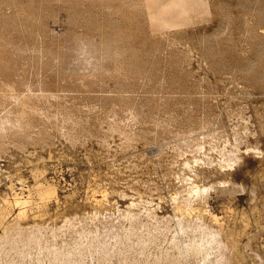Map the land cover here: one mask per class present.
Wrapping results in <instances>:
<instances>
[{"label":"rangeland","instance_id":"rangeland-1","mask_svg":"<svg viewBox=\"0 0 264 264\" xmlns=\"http://www.w3.org/2000/svg\"><path fill=\"white\" fill-rule=\"evenodd\" d=\"M168 1L0 0V264H264V0Z\"/></svg>","mask_w":264,"mask_h":264},{"label":"bare ground","instance_id":"bare-ground-1","mask_svg":"<svg viewBox=\"0 0 264 264\" xmlns=\"http://www.w3.org/2000/svg\"><path fill=\"white\" fill-rule=\"evenodd\" d=\"M169 1L171 2L172 0H169ZM169 1H168V2H169ZM173 1H174V0H173ZM173 1H172V2H173ZM183 1H184V0H176V1H174V3H176V5H177V4H180V3L183 2ZM187 1H188V0H187ZM187 1H186V2H187ZM184 3H185V1H184ZM184 3H183V5H184ZM163 5H165V4H163ZM167 5H169V3H167ZM170 5H171V3H170ZM176 5H175V6H176ZM183 5H182V6H183ZM172 6H174V5H172ZM175 6H174V7H175ZM184 6H185V5H184ZM160 7H161V6H160ZM165 7H166V6H165ZM174 7H173V8H174ZM176 7H178V6H176ZM167 8H168V7H167ZM171 8H172V7H171ZM180 8H181V7H180ZM183 9H185V8H183ZM183 9L181 8V10H180V9L178 8L177 10H180V11L182 12ZM186 10H187V9H186ZM180 11H179V12H180ZM183 13H186V11H185V12L183 11ZM176 14H177V13H176ZM248 149H249V148H248ZM247 151H248V150H247ZM224 155H225V154H224ZM229 156H230V155H229ZM232 158L234 159V162L236 161L235 159H238L237 156H236V158H234V157H232ZM232 158L229 157V160H231V162H233V161H232ZM227 159H228V158H227ZM229 160H227L228 163H231V162H229ZM225 161H226V160H224V162H225ZM227 161H226V162H227ZM234 162H233V163H234ZM185 163H186V162H185ZM187 163H188V162H187ZM224 165H226V164L224 163ZM224 165L221 164V166H224ZM228 165H229V164H228ZM228 165H227V166H228ZM229 166H230V165H229ZM189 183H191V182H189ZM191 184H192V186H191V188H190V187H189V188H190L191 191L194 192L196 195H199V197L201 196V193L204 192V191L207 189V187H208L207 185H204V184H203V185H199V184L196 183V182H192ZM191 184H190V185H191ZM201 184H202V183H201ZM188 185H189V184H188ZM210 187H211V185H210ZM41 188H42V187H41ZM190 189H189V190H190ZM189 190H188V192H189ZM44 192H45V191H44ZM186 194H187V193H186ZM189 194H190V193H189ZM187 196H188V194H187ZM191 196H193V195H191ZM193 197H194V196H193ZM193 197H191L192 200H193ZM197 197H198V196H197ZM202 197H203V196H201L200 199H201ZM15 198H16V197H15ZM41 198H42V197H41ZM187 198H189V197H187ZM187 198H186V199H187ZM191 198L188 200L189 203H190ZM195 198H196V196H195ZM15 200H16V199H15ZM18 200H19V199H18ZM192 200H191V202H192ZM186 201H187V200H186ZM186 201H185V202H186ZM186 204H187V203H186ZM190 204H191V203H190ZM187 207H190V205L187 206ZM197 207H198V206H197ZM199 207H200V206H199ZM184 208H185V207H184ZM179 210H180V209H179ZM190 210H191V209H190ZM194 210H195V209H194ZM185 212H186V211H185ZM212 217H213V219H216L215 215H213ZM199 227H200V225H199ZM181 229H182V228H181ZM201 232H202V231H201ZM203 232H204V231H203ZM212 232H213V231H211V236L207 237L206 240L203 238L204 236L200 235V237L202 236V238H203L204 240L201 239V241L198 242L199 239H200V238H198V241H197L198 243L195 244V246L193 245V246H194L196 249H198V250H199V249H200V250L202 249V251L205 253V258H204V257H203V258H204V259H208V261H210V262H213V259H210L211 256L209 255V254H210V251H211L210 249L213 248V247H211L210 245H211L213 242H215V244H216V242H217V244H218V242H219V240L217 241V239H215L216 236H213V235H212V234H213ZM205 233H206V232H205ZM205 233H203V234H205ZM208 233H209V232H208ZM208 233H207V234H208ZM214 233H215V232H214ZM200 234H201V233H200ZM207 236H208V235H207ZM205 237H206V236H205ZM195 241H196V240H195ZM207 243H208L209 245H207ZM205 244H206L207 247H208V246H209V247H208V248H205ZM213 244H214V243H213ZM215 244H214V245H215ZM214 245H213V246H214ZM193 246H192V247H193ZM215 246H216V245H215ZM215 246H214V247H215ZM218 246H219V247H222V246H220V245H218ZM218 246H217V247H218ZM194 247H193V249H195ZM219 247L216 248V251H215V249H213L214 252H213V256H212V257H214V262H215L218 258H219V260L222 259L223 256H224V255H223L222 258H220L221 255H222L223 253H222V254L219 253V250H220ZM203 249H204V250H203ZM195 251H197V250H195ZM198 252H199V251H198ZM201 254H202V253H201ZM218 255H220V256H218ZM203 258H202V259H203ZM219 260H217V262H218ZM222 260H223V259H222ZM222 260H221V261H222ZM205 261H206V260H205ZM203 262H204V260H203ZM220 263H221V262H220ZM222 263L224 264L225 261L222 262ZM222 263H221V264H222ZM213 264H217V263H213ZM225 264H226V263H225Z\"/></svg>","mask_w":264,"mask_h":264},{"label":"clouds","instance_id":"clouds-1","mask_svg":"<svg viewBox=\"0 0 264 264\" xmlns=\"http://www.w3.org/2000/svg\"><path fill=\"white\" fill-rule=\"evenodd\" d=\"M73 44L78 48V50L83 51L88 47L89 42L85 39L74 40Z\"/></svg>","mask_w":264,"mask_h":264}]
</instances>
